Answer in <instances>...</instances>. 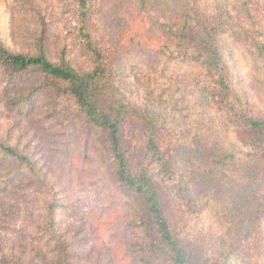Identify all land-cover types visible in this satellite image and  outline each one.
<instances>
[{
	"label": "rangeland",
	"instance_id": "rangeland-1",
	"mask_svg": "<svg viewBox=\"0 0 264 264\" xmlns=\"http://www.w3.org/2000/svg\"><path fill=\"white\" fill-rule=\"evenodd\" d=\"M58 1H43L52 61L61 38ZM12 5L0 0V40L12 52H31L28 36L37 26ZM91 20L99 47L118 69L122 95L157 120V144L177 160L190 199L203 208L195 213V261L264 264V163L235 150L243 146L236 126L227 123L232 104L221 102L210 75L189 60L176 62L194 47L196 56L204 35L220 30L236 110L264 120V59L256 49L264 44V0H96ZM166 46L175 58L162 78L157 67L171 58L161 54ZM134 66L145 77L140 89ZM32 82L5 87L0 79V143L30 157L41 177L30 180L15 170L4 183L1 175L14 163L0 153V264H56L58 248L66 264H138L133 201L112 181L98 132L50 90L26 98ZM136 120L124 137L141 131ZM50 203L59 242L43 231Z\"/></svg>",
	"mask_w": 264,
	"mask_h": 264
},
{
	"label": "trees",
	"instance_id": "trees-1",
	"mask_svg": "<svg viewBox=\"0 0 264 264\" xmlns=\"http://www.w3.org/2000/svg\"><path fill=\"white\" fill-rule=\"evenodd\" d=\"M12 1V6L19 9L20 18L31 19L37 31L28 36L32 43V51L28 53L12 52L0 40V79L5 82L4 86L11 87L23 79L33 80L26 98L50 90L72 107L84 126L98 132L103 152L110 161L112 181L133 201L136 221L131 225L141 235L140 242H136L138 264H201L195 261V213L197 216L203 214V208H197L190 199L188 189L183 186L184 183L188 184V177L183 175L177 160L169 156L170 152L165 155L157 144V120L146 110L135 111L116 84L118 69L110 56L101 50L92 31L91 16L96 0L57 2L61 38L57 44L56 61L48 57L45 48L49 9L43 1L47 0ZM15 17L16 14H13L10 19L13 26ZM258 30L256 27L254 32ZM218 32L220 30L204 35L205 38L198 44L200 48L196 56L194 47L193 53L188 56L181 58L177 55L176 62L189 60L210 75L221 102L226 107L232 104L229 108L232 118L227 123L238 129V139L243 149L232 148L264 163V120L236 110L233 100L237 95L223 49L217 42L220 36ZM256 49L257 59H264V44L258 42ZM173 53L168 46L161 50L163 57H171L167 58L169 62H164L165 65L157 67L162 78L163 71L171 67L175 58ZM78 59L86 62L87 66L80 67ZM131 70L135 72L133 84L140 89L141 78H145L140 73L141 68L134 66ZM126 78L128 76L125 75ZM19 100L12 101L11 105H16ZM130 120L142 125L139 133H130L132 139L124 137L123 132ZM0 153L3 155L2 161L7 159L14 163L11 170L1 175L4 183L15 170L24 173L30 180H33V176L41 178L30 157L3 143H0ZM233 156L229 154L228 158L233 159ZM168 192L173 193V198H169ZM170 200H173L171 208L168 204ZM53 208L51 203L46 208L45 221L49 227L43 231L49 232L59 242V236L53 229ZM58 252L56 264H66L62 248H58Z\"/></svg>",
	"mask_w": 264,
	"mask_h": 264
}]
</instances>
